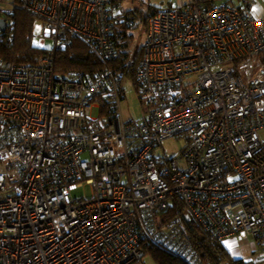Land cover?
<instances>
[{
  "label": "built area",
  "instance_id": "1",
  "mask_svg": "<svg viewBox=\"0 0 264 264\" xmlns=\"http://www.w3.org/2000/svg\"><path fill=\"white\" fill-rule=\"evenodd\" d=\"M253 2L192 0L147 15L125 80L107 66L122 18L111 0H0V46L14 42L20 9L46 52L32 65L0 55V264H140L153 245L199 264L180 239L188 222L224 246L251 237L261 255L228 254L264 261V20L250 14ZM69 37L101 71L56 75ZM127 84L140 121L122 118ZM170 138L186 141L180 157L157 156ZM81 185L91 197L72 199ZM174 197L184 223L161 226Z\"/></svg>",
  "mask_w": 264,
  "mask_h": 264
},
{
  "label": "trees",
  "instance_id": "2",
  "mask_svg": "<svg viewBox=\"0 0 264 264\" xmlns=\"http://www.w3.org/2000/svg\"><path fill=\"white\" fill-rule=\"evenodd\" d=\"M216 0H201L205 6L216 5ZM120 0H111V5L120 11ZM158 10V9H157ZM156 10L150 12L154 13ZM121 21L113 28V40L116 47V57L107 66H115L116 69L123 72L125 80L133 75V69L141 57L140 45L134 56H131L132 35L131 30L135 29L133 11H120ZM148 14V15H149ZM15 22V40L13 43L0 46V55L8 61L15 64H36L38 60L45 55V51L39 50L32 45V16L25 11L15 9L11 15ZM142 21V26H143ZM130 64H127L128 61ZM109 64V65H108ZM104 64L100 62L90 52L83 40L75 37H69L66 49L56 54L55 71L56 75L71 77V79L86 80L94 76L96 72L102 70ZM128 69V70H127ZM131 76V77H130ZM127 77V78H126ZM185 210L178 198L171 199L168 208L158 214L159 225L164 226L169 222L184 223ZM186 222V221H185ZM180 239L188 241L190 250L195 254L199 264H252L240 259H231L225 246L207 235L203 234L192 222L184 223L183 232ZM178 241L176 244L178 245ZM150 252L153 254L157 264H192L183 259L175 248L167 246L153 245ZM256 252V251H255ZM254 252V254H255Z\"/></svg>",
  "mask_w": 264,
  "mask_h": 264
},
{
  "label": "rangeland",
  "instance_id": "3",
  "mask_svg": "<svg viewBox=\"0 0 264 264\" xmlns=\"http://www.w3.org/2000/svg\"><path fill=\"white\" fill-rule=\"evenodd\" d=\"M120 11H133L135 12L136 16L134 18L135 29L131 30V35L133 37L131 43V56H134L137 48L143 43L144 39V32L142 30V21L147 17L149 12H152L157 9H166V8H180L184 5H187L192 0H120ZM245 0H216V5H222L224 2H229L231 4H239ZM5 6H3L4 8ZM43 38V37H42ZM40 33L38 29V25L35 26L33 30V37L31 39L32 45L39 47L40 45ZM53 45V42L49 38L44 39V48L50 49ZM127 92L125 95V99L121 102V113L122 118L125 121L128 120H135L140 121L142 117V108L135 94L134 88L127 84ZM97 116V110L94 109L91 112V117ZM186 141L181 138H170L162 142V150H158L155 154L161 155L162 151L168 157H180V152L185 146ZM183 163L182 161L180 162ZM92 194V189L88 185H81L79 187H75L70 191V196L72 199H80V198H90ZM241 241L246 244L247 242H253L255 248V254L253 257H258V255L262 254L261 247L255 242L251 237H246L241 239ZM258 260V259H257ZM261 260H253L251 261L252 264H264V261ZM140 264H157L156 260L151 252H148L145 257L143 258Z\"/></svg>",
  "mask_w": 264,
  "mask_h": 264
},
{
  "label": "crops",
  "instance_id": "4",
  "mask_svg": "<svg viewBox=\"0 0 264 264\" xmlns=\"http://www.w3.org/2000/svg\"><path fill=\"white\" fill-rule=\"evenodd\" d=\"M226 4H231L229 2H224ZM242 4L241 2L239 4H234L235 6H238ZM249 12L252 16L255 18H261L264 20V0H254L253 4L249 7ZM225 246L230 253L233 255H239L243 254L244 256L250 255L252 256V253H254V243L253 242H247L244 244L241 240H237V238L231 239L225 243ZM253 248V249H252Z\"/></svg>",
  "mask_w": 264,
  "mask_h": 264
},
{
  "label": "water",
  "instance_id": "5",
  "mask_svg": "<svg viewBox=\"0 0 264 264\" xmlns=\"http://www.w3.org/2000/svg\"><path fill=\"white\" fill-rule=\"evenodd\" d=\"M4 29V21L0 20V31H3Z\"/></svg>",
  "mask_w": 264,
  "mask_h": 264
}]
</instances>
